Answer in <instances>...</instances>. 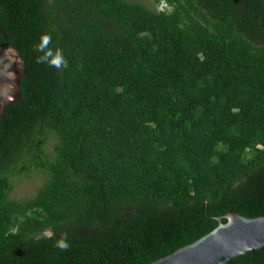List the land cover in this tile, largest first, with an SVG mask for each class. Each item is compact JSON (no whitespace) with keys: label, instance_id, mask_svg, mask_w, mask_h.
<instances>
[{"label":"trees","instance_id":"16d2710c","mask_svg":"<svg viewBox=\"0 0 264 264\" xmlns=\"http://www.w3.org/2000/svg\"><path fill=\"white\" fill-rule=\"evenodd\" d=\"M155 4L0 0L25 68L0 120V264H151L264 217V0ZM21 175L41 182L19 202Z\"/></svg>","mask_w":264,"mask_h":264},{"label":"water","instance_id":"95a60500","mask_svg":"<svg viewBox=\"0 0 264 264\" xmlns=\"http://www.w3.org/2000/svg\"><path fill=\"white\" fill-rule=\"evenodd\" d=\"M20 61L14 49L0 46V120L4 108L20 98L23 68L15 66ZM225 219L222 223L218 218V226L209 234L151 264H228L264 249V217L247 218L228 213Z\"/></svg>","mask_w":264,"mask_h":264},{"label":"rangeland","instance_id":"374dc122","mask_svg":"<svg viewBox=\"0 0 264 264\" xmlns=\"http://www.w3.org/2000/svg\"><path fill=\"white\" fill-rule=\"evenodd\" d=\"M134 3H143L144 5L160 10L165 7V4L156 5L155 0H127ZM40 179L36 178L35 175L18 177L14 180V190L11 194V199L16 201H22L31 198L36 190L40 186Z\"/></svg>","mask_w":264,"mask_h":264},{"label":"clouds","instance_id":"9594fccd","mask_svg":"<svg viewBox=\"0 0 264 264\" xmlns=\"http://www.w3.org/2000/svg\"><path fill=\"white\" fill-rule=\"evenodd\" d=\"M44 39H45V42H47V37H45ZM49 55H50V53H49ZM52 63H53V64H56L57 66H59L60 61H59V59H56V60H53ZM60 247H62V248H67L68 245L62 241V242L60 243Z\"/></svg>","mask_w":264,"mask_h":264},{"label":"flooded vegetation","instance_id":"af4514ba","mask_svg":"<svg viewBox=\"0 0 264 264\" xmlns=\"http://www.w3.org/2000/svg\"><path fill=\"white\" fill-rule=\"evenodd\" d=\"M3 47H4V46H3ZM7 48H10V47H7ZM12 49H13V48H12ZM15 51H16V50H15ZM16 52H17V51H16ZM17 53H18V52H17ZM18 55H19V54H18ZM19 57H20V55H19ZM20 58H21V57H20ZM15 66L22 67V68H23V74H24L25 68H24V64H23L22 59H21V61H20L19 63H16ZM23 74H22V76H23ZM22 76H21V78H22ZM20 82H21V80H20ZM19 100H20V98H19ZM19 100H18V101H19ZM18 101H17V102H18ZM17 102H15V103H17ZM15 103H14V104H15Z\"/></svg>","mask_w":264,"mask_h":264}]
</instances>
